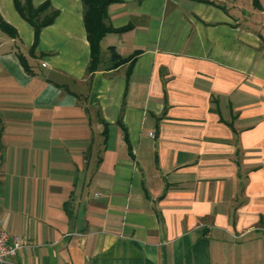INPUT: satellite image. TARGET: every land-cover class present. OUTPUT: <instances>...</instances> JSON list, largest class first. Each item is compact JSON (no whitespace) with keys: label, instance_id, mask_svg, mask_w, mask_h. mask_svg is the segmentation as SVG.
I'll list each match as a JSON object with an SVG mask.
<instances>
[{"label":"crops","instance_id":"0c3cea01","mask_svg":"<svg viewBox=\"0 0 264 264\" xmlns=\"http://www.w3.org/2000/svg\"><path fill=\"white\" fill-rule=\"evenodd\" d=\"M44 1L57 14L31 47V26L0 0L16 32H0V100L14 111L0 120L17 134L10 186L0 155V222L18 242L9 259L264 264L262 2L111 3L107 22L130 27L101 38L88 73L80 0H30ZM109 47L125 59L113 65ZM91 129L94 155L78 160ZM24 147L47 159L24 160Z\"/></svg>","mask_w":264,"mask_h":264},{"label":"trees","instance_id":"16d2710c","mask_svg":"<svg viewBox=\"0 0 264 264\" xmlns=\"http://www.w3.org/2000/svg\"><path fill=\"white\" fill-rule=\"evenodd\" d=\"M13 7L18 15L25 20L33 30V42L31 47L35 45L39 30L45 25L52 22L57 14V11L51 9L48 1H44L37 6H32L30 0H12ZM119 0H80L81 2V15L82 23L88 43V63L86 71L88 73L96 70L99 57L100 48L99 41L101 38L109 32H122L130 27L129 24H125L121 27H112L107 22V7L109 4L118 2ZM205 1V0H196ZM254 7H258V0H251ZM0 32L4 33L8 37H14L16 35L15 29L2 19L0 16ZM111 57H113V65H117L125 58H120L113 52L111 47L108 48ZM18 60L23 68L26 69L25 63L20 55ZM103 140L106 137V132L103 131Z\"/></svg>","mask_w":264,"mask_h":264},{"label":"rangeland","instance_id":"374dc122","mask_svg":"<svg viewBox=\"0 0 264 264\" xmlns=\"http://www.w3.org/2000/svg\"><path fill=\"white\" fill-rule=\"evenodd\" d=\"M211 1L212 3L220 6L221 8H227L228 6V3H232L236 6H242L244 8H246L247 6H250V2L251 0H209ZM262 2V4L264 5V0H260ZM246 6V7H245ZM6 87H9V86H6ZM0 89H1V82H0ZM7 90V89H6ZM6 90H0V99L2 97H5V93H6ZM10 93L7 94V96L9 95ZM13 107V105H10L9 107ZM6 105L3 104V101L0 100V111L3 113L2 115L3 116H6V117H10V115H12V113L14 111L12 110H7V108H5ZM5 110V111H4ZM7 110V111H6ZM1 114V113H0ZM0 123L2 126H4V129H7L8 132H9V135L6 137V140L5 142L3 140H1V144H2V148L0 149V155L3 159V162L6 166V178L8 179V185L10 186L12 184L13 181H10V179H13L14 177H16V173H15V163H16V140H17V134L15 135L12 130H15L14 128V123L12 121H1L0 120ZM58 124H61V123H58ZM60 128H63V126H59ZM94 132V133H93ZM96 130H92L91 131L89 130V134H88V138H87V142L86 144L84 145V147L82 148L81 152H80V149H78L77 153H76V156L78 157V160H87V157L89 155V151L91 149V154H90V160L92 159V156L94 155V150H95V147H96V144L98 143V135L96 134ZM41 143H42V140L44 139V137H39ZM59 139V140H58ZM70 140H71V137L66 135V136H62V138H58L57 137V140L55 142V146H56V153H55V160L56 161H62L65 159V157H67L66 155V150L64 149V147H66V145H70ZM44 143V142H43ZM4 144V145H3ZM61 145H64V147H62ZM31 149V148H30ZM24 160L25 158H27V148L24 147ZM30 152V151H29ZM28 155H30V158L31 160L35 161V160H44V159H47V158H44V155L41 152L39 153H34V154H30L28 153ZM86 157V158H85ZM2 162V163H3ZM2 164H0L1 166ZM0 219L2 222H4V216H1L0 215ZM4 228V226H3ZM5 229V228H4ZM6 231V230H5Z\"/></svg>","mask_w":264,"mask_h":264},{"label":"built area","instance_id":"2783aa9c","mask_svg":"<svg viewBox=\"0 0 264 264\" xmlns=\"http://www.w3.org/2000/svg\"><path fill=\"white\" fill-rule=\"evenodd\" d=\"M152 136V133H149ZM9 237L0 222V264H16L9 258L14 254V250L18 246L16 238H13V243H8Z\"/></svg>","mask_w":264,"mask_h":264},{"label":"water","instance_id":"95a60500","mask_svg":"<svg viewBox=\"0 0 264 264\" xmlns=\"http://www.w3.org/2000/svg\"><path fill=\"white\" fill-rule=\"evenodd\" d=\"M86 158V157H85Z\"/></svg>","mask_w":264,"mask_h":264}]
</instances>
